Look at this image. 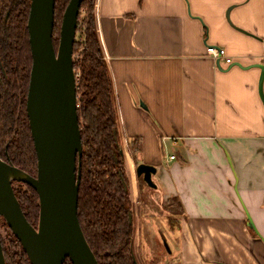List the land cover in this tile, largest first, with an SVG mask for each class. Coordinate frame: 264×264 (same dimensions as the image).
<instances>
[{"label":"crops","instance_id":"0c3cea01","mask_svg":"<svg viewBox=\"0 0 264 264\" xmlns=\"http://www.w3.org/2000/svg\"><path fill=\"white\" fill-rule=\"evenodd\" d=\"M94 13L132 202L145 162L181 207L160 264H264L261 68L207 54L264 63V0H95ZM141 246L135 228L139 264Z\"/></svg>","mask_w":264,"mask_h":264},{"label":"trees","instance_id":"16d2710c","mask_svg":"<svg viewBox=\"0 0 264 264\" xmlns=\"http://www.w3.org/2000/svg\"><path fill=\"white\" fill-rule=\"evenodd\" d=\"M94 2L84 0L81 5L74 43L78 114L83 141L79 220L99 264H136L135 227L129 221V179L124 153L117 143L120 136L115 95L98 36ZM68 3L69 0H56L53 32L56 50L62 16ZM30 6L31 0H7L8 14L0 24V54L5 68V89L0 99V130L6 127L9 134L8 140L0 134V155L29 172L32 171L29 160L34 158L37 162L27 113L32 68L28 31ZM13 186L26 217L38 226V192L32 186L17 181ZM8 242L9 245L2 240L6 264H31L13 232ZM64 264L73 263L67 259Z\"/></svg>","mask_w":264,"mask_h":264},{"label":"water","instance_id":"95a60500","mask_svg":"<svg viewBox=\"0 0 264 264\" xmlns=\"http://www.w3.org/2000/svg\"><path fill=\"white\" fill-rule=\"evenodd\" d=\"M83 1L69 0L56 50L53 42L56 0H31L28 31L32 68L27 113L36 171L29 172L0 157V217L21 242L31 264H64L67 259L73 264H99L82 229L78 211L83 141L74 43ZM227 16L230 19V9ZM234 65L261 68L259 94L264 104V63L243 66L235 62L224 69L218 62L222 70ZM117 143L123 152L121 143ZM156 172L153 164L137 165V175L152 188H158L153 178ZM15 181L28 184L38 192V226L26 217L14 190ZM127 190L130 192V185ZM129 221L134 224L132 208ZM248 225L256 229L250 215ZM135 262L139 264L136 256ZM0 264H6L1 236Z\"/></svg>","mask_w":264,"mask_h":264},{"label":"rangeland","instance_id":"374dc122","mask_svg":"<svg viewBox=\"0 0 264 264\" xmlns=\"http://www.w3.org/2000/svg\"><path fill=\"white\" fill-rule=\"evenodd\" d=\"M61 25L62 20L60 32ZM1 130L6 132L7 129L4 127ZM4 138L8 140V134L4 135ZM24 152H27L25 148ZM36 163L34 158L29 160V166L33 173L36 171ZM131 208L133 211L134 227L139 237H141V256L140 254L139 256L142 258V264L162 263V260L168 255L165 245L166 240L173 239L174 237L171 227H177L178 225L179 218L175 217L173 213L180 211L179 202L165 197V192L160 190V188L150 187L143 177H137V194L134 195V203L131 199ZM10 233L12 232L8 224L3 217H0V236L2 240L7 242V245H9Z\"/></svg>","mask_w":264,"mask_h":264},{"label":"built area","instance_id":"2783aa9c","mask_svg":"<svg viewBox=\"0 0 264 264\" xmlns=\"http://www.w3.org/2000/svg\"><path fill=\"white\" fill-rule=\"evenodd\" d=\"M207 54L211 56L216 63L224 62L226 64H230L233 62V59L229 56L226 48L219 45H207ZM171 157L174 158L173 155Z\"/></svg>","mask_w":264,"mask_h":264},{"label":"flooded vegetation","instance_id":"af4514ba","mask_svg":"<svg viewBox=\"0 0 264 264\" xmlns=\"http://www.w3.org/2000/svg\"><path fill=\"white\" fill-rule=\"evenodd\" d=\"M8 14L7 0H0V24H2L1 19L4 17L6 19V15ZM5 74L4 68V60L0 54V99L2 97V92L5 89V81L3 79V75ZM1 135H7V133L3 130H0ZM9 136V134H8ZM7 149V147L5 148ZM36 154V153H35ZM4 159L2 155H0Z\"/></svg>","mask_w":264,"mask_h":264}]
</instances>
